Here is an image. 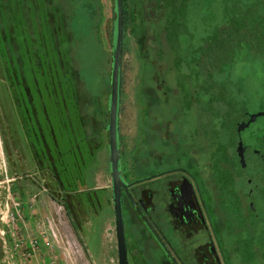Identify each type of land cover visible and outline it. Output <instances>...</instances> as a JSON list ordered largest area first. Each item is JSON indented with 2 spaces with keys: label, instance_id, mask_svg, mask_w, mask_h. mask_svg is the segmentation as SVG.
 Listing matches in <instances>:
<instances>
[{
  "label": "flooded vegetation",
  "instance_id": "flooded-vegetation-1",
  "mask_svg": "<svg viewBox=\"0 0 264 264\" xmlns=\"http://www.w3.org/2000/svg\"><path fill=\"white\" fill-rule=\"evenodd\" d=\"M1 3L5 4V14H13L14 22L8 23L10 48L13 40L20 48L19 58L14 51L10 57L11 67L15 68H11L9 76L15 85L19 81L21 84L17 88L12 83L10 88L11 108L15 110L10 146L29 151L39 179L42 177V183L51 191L50 200L66 208L91 263L98 262L86 249L79 230L103 203L111 204L114 241L108 258L103 259L105 263L119 264L109 161V113L105 122L78 118L75 80L71 77L69 98L58 107L57 119L27 120L25 111L32 114L27 82L13 60L23 58L28 15L24 5L18 41L17 9L12 0H0ZM55 54L58 62L59 52ZM201 64L202 61L199 68ZM198 72L199 69L197 76L202 77L196 88L184 87L180 81L183 103L166 106L168 118L163 135L159 133L157 137V129L145 127L147 105L139 104L132 145L123 144L118 118V169L125 184L120 199L128 264H264V123L259 122L264 115H257L264 112V94H254L248 81L228 76L222 82L216 79L214 86L206 90L204 74ZM168 89L173 93L174 84ZM206 93L211 94L207 104ZM20 135L25 140L18 142ZM102 145L107 153L104 169L109 181L88 187L86 171L96 175L104 170L97 156ZM20 171L22 176L28 172Z\"/></svg>",
  "mask_w": 264,
  "mask_h": 264
},
{
  "label": "rangeland",
  "instance_id": "rangeland-1",
  "mask_svg": "<svg viewBox=\"0 0 264 264\" xmlns=\"http://www.w3.org/2000/svg\"><path fill=\"white\" fill-rule=\"evenodd\" d=\"M242 1L246 4L251 0ZM242 1L160 0V8L156 11L152 10L156 7L155 0H127L119 116L123 144L132 145L139 104L147 105L145 127L151 131L153 127L157 129V137L159 133L163 135L162 128L168 118L166 106L183 103L182 86L196 88L197 80L202 77L196 72L203 61L197 51L203 45L204 35L221 27L224 16L240 6L238 3ZM12 4L18 10L17 0H12ZM24 5L29 17L28 0L19 1V12L21 7L24 10ZM38 7L39 19L34 23L36 31L31 29L30 33L28 28L23 58L17 60V64L13 60L28 87L34 76L29 63L36 52L34 47H38L41 87L37 92L33 91L36 94L32 98L35 105L32 106V114L28 111L27 120L57 119L58 107L61 108L69 98L70 79L75 69L87 88L82 91L88 94L87 103L79 106V115L76 113V116L87 121L99 119L105 122L110 93L113 0H39ZM8 18L6 23L0 16V264H37L43 259L45 264H95L85 257V248L79 244L81 240L66 208L50 200L48 194L51 191L47 184L42 183V177L39 179L36 163L29 151L10 146L12 114L15 112L11 108L10 88L12 83L17 88L21 84L19 81L15 85L9 76L14 67L10 64L11 54L14 51L19 58L20 48L15 40L10 48L8 23L14 22L13 14ZM16 19L18 22L17 14ZM2 21L7 25V31ZM167 22L176 35L168 41L164 32ZM17 24V40L20 41V24ZM55 52H59L58 62L54 59ZM227 76L242 82L246 80L254 94L259 91L264 94V83L261 85L264 82V57L251 51L249 45H243L227 65L225 73L220 76L216 73L215 79L222 82ZM170 84H174L173 93L169 92ZM32 90L28 88L30 95ZM210 95L205 94V104ZM96 103L102 107H97ZM30 114L32 116L29 117ZM14 117L19 126L15 114ZM259 122L264 123V116L259 118ZM19 137L18 142L25 140ZM97 156L101 169H104L105 146ZM21 169L28 172L22 176ZM86 177L88 187L108 184L109 181L105 169L96 175L94 171L87 170ZM113 218L111 204L103 203L97 214H90L81 228L78 224L86 249L99 264H111L109 261L105 263L103 258H108L107 253L113 245ZM34 238L42 240L37 243L35 252L31 245Z\"/></svg>",
  "mask_w": 264,
  "mask_h": 264
},
{
  "label": "trees",
  "instance_id": "trees-1",
  "mask_svg": "<svg viewBox=\"0 0 264 264\" xmlns=\"http://www.w3.org/2000/svg\"><path fill=\"white\" fill-rule=\"evenodd\" d=\"M20 1V0H19ZM19 1L18 3V22L20 24V12H19ZM123 1V10H124V25H123V39L125 34V26L127 22V0ZM156 7L154 6L152 10L160 8V0H155ZM242 1V0H241ZM246 1V0H244ZM243 2V1H242ZM244 3V2H243ZM238 3L240 6L233 8L232 12L227 13L224 16V21L221 27L216 28L215 30L207 33L203 37V45L200 48L201 56L203 57L202 66L199 68L198 73H203L205 80V89L209 90L214 86L215 83V74L218 72H225L227 65L230 62V59L235 55L238 49L243 47V45H249L251 50L257 54H260L264 57V0H251L249 3ZM29 5V17L28 24L31 29L35 30L34 23L39 19V0H28ZM5 4H0V16L6 23L8 22V15L4 13ZM6 17V18H5ZM37 19V20H36ZM2 21V26L7 31V25ZM170 22L165 24L164 32H166L167 41L172 39L173 32L169 29ZM36 31V30H35ZM29 36V35H28ZM176 36V35H174ZM35 48V53L30 59V70L34 74L33 81L28 86L29 89H33L31 95L29 94V100L31 98V105L34 106L35 102H32L33 95L36 94L41 84L38 80V64L40 62V54L38 47ZM34 48H31L34 50ZM123 52H124V43H123ZM123 58V57H122ZM190 64V62H188ZM73 79L75 80L76 87V113L79 115V106L82 104L85 106L88 99V94H84L87 88L84 85V82H81L80 74L77 71L72 72ZM122 76V75H121ZM122 85V82H121ZM84 92H83V91ZM31 91V90H30ZM28 100V101H29ZM27 101V102H28ZM26 102V104H27ZM121 103V102H120ZM98 104V103H96ZM25 110V109H24ZM29 111V110H28ZM25 111V114L28 113ZM31 113V112H30ZM24 115V111H22ZM78 118H81L77 116ZM83 118V117H82ZM48 120V118H45ZM50 120V119H49ZM53 120V119H52Z\"/></svg>",
  "mask_w": 264,
  "mask_h": 264
},
{
  "label": "water",
  "instance_id": "water-1",
  "mask_svg": "<svg viewBox=\"0 0 264 264\" xmlns=\"http://www.w3.org/2000/svg\"><path fill=\"white\" fill-rule=\"evenodd\" d=\"M113 34H112V51H111V76H110V93L108 99V131H109V161L111 164L110 175L112 178L113 202L115 214V227L118 239L119 264H128L126 256V246L124 239L122 204L120 199L121 188L125 187L122 180L119 164L118 148V118L121 98V75H122V57H123V25L124 10L122 0H113ZM257 115H264L259 112Z\"/></svg>",
  "mask_w": 264,
  "mask_h": 264
},
{
  "label": "built area",
  "instance_id": "built-area-1",
  "mask_svg": "<svg viewBox=\"0 0 264 264\" xmlns=\"http://www.w3.org/2000/svg\"><path fill=\"white\" fill-rule=\"evenodd\" d=\"M40 241H42L41 239H35L34 238V240L31 242V245L33 246L32 247V250H33V252H35L36 251V247H37V243H39L40 244ZM47 244V243H46ZM42 246H44V243H42L41 244ZM42 251V250H41ZM32 252L30 251L29 252V254H31ZM42 253L44 254V252L42 251ZM45 258L47 257L46 255L44 256ZM37 264H45V261H44V259H43V261H41V262H37Z\"/></svg>",
  "mask_w": 264,
  "mask_h": 264
}]
</instances>
